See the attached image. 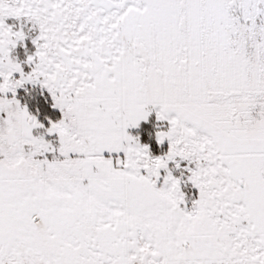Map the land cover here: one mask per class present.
<instances>
[{"label":"snow or ice","instance_id":"snow-or-ice-1","mask_svg":"<svg viewBox=\"0 0 264 264\" xmlns=\"http://www.w3.org/2000/svg\"><path fill=\"white\" fill-rule=\"evenodd\" d=\"M0 264H264V0H0Z\"/></svg>","mask_w":264,"mask_h":264},{"label":"rangeland","instance_id":"rangeland-1","mask_svg":"<svg viewBox=\"0 0 264 264\" xmlns=\"http://www.w3.org/2000/svg\"><path fill=\"white\" fill-rule=\"evenodd\" d=\"M9 23H11V21H9Z\"/></svg>","mask_w":264,"mask_h":264},{"label":"flooded vegetation","instance_id":"flooded-vegetation-1","mask_svg":"<svg viewBox=\"0 0 264 264\" xmlns=\"http://www.w3.org/2000/svg\"><path fill=\"white\" fill-rule=\"evenodd\" d=\"M35 94V93H34ZM25 99H27V98H25Z\"/></svg>","mask_w":264,"mask_h":264}]
</instances>
